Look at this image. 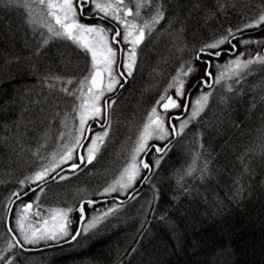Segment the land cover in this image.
Segmentation results:
<instances>
[{"label":"trees","instance_id":"obj_1","mask_svg":"<svg viewBox=\"0 0 264 264\" xmlns=\"http://www.w3.org/2000/svg\"><path fill=\"white\" fill-rule=\"evenodd\" d=\"M24 2L0 0V264H264V70L254 66L238 82H229V88L215 82L223 65L241 53V60L264 56V28H243L258 18L264 0H152L141 21L151 18L157 6L165 18L138 48L133 76L121 80L124 86L106 92L100 101L103 108V98L109 96L107 102L112 104L106 144L91 165L85 162L78 171L58 174L64 166L78 163L79 148L73 149L71 161L52 159L63 143L71 146L78 135L79 117L73 107L80 102L79 93L69 96L62 89L79 87L91 58L70 42L29 24L32 9ZM29 3L37 4L47 23L42 6L35 0ZM74 3L83 8L81 23L111 29L109 38L121 30L120 43L113 46L122 49V68L123 53L129 48L123 43L122 27L93 14L91 3ZM125 3L133 6L134 1ZM229 28L241 29L231 38L234 49L225 44L196 59L204 45L226 35ZM245 39L257 43H240ZM215 51L221 55H210ZM189 61L196 71L186 78L184 95L177 98L187 107L164 113L156 101L162 95L176 98L175 88L168 85L182 65L187 70ZM205 69L210 76L205 77ZM69 79L72 83H67ZM202 93H210L208 104L182 134L150 140L149 151L137 157V162L144 158L150 169L139 165L140 175L131 188L104 193L131 162L152 107L165 119L174 112L181 114L173 119L179 131ZM88 123L90 130L82 134L83 141L89 133L81 150L85 157L90 137L104 130L101 118ZM166 145V153L155 151ZM53 164L58 166L41 185L20 183ZM88 200L94 203L86 205L82 221L79 209ZM27 202L33 207L24 213ZM69 208L70 230L83 228L87 220L110 208L116 211L76 242L24 241L17 225L21 216L31 234L45 220L51 226L55 210Z\"/></svg>","mask_w":264,"mask_h":264},{"label":"snow or ice","instance_id":"obj_2","mask_svg":"<svg viewBox=\"0 0 264 264\" xmlns=\"http://www.w3.org/2000/svg\"><path fill=\"white\" fill-rule=\"evenodd\" d=\"M8 4H13L16 0H7ZM45 10L46 17L54 21L52 23H46L44 27L47 28L48 33L54 38L66 40L79 48L81 51L90 55L91 65L87 70L88 74L83 76L79 80V87L74 91H69L67 88L62 89L67 95L72 96L75 92L79 95L76 99L79 100V104L74 105L73 110L78 113L79 125L76 127L75 132L78 135L73 136L71 146L68 144L63 145V155L60 157L59 163H65L66 161L73 160V149L82 144V134L85 130H90L89 121L101 118L103 121L102 132L96 133L90 137L91 143L87 145V155H80V163H72L71 169L78 171L85 162L89 165L97 159L103 146L106 144L109 137V129L111 122L108 119V110L112 107L106 100L103 103V108L100 106V101L105 93L113 92L117 87H123L121 78L127 80L133 76V73L137 67V50L146 38V34H150L156 24H159L162 19L165 18V13L161 10L160 6H157L155 14L151 17L150 21H145L143 24H137L135 20L128 19L129 17H139L141 9L148 6L152 0H135V11L128 7L125 0H80V4L91 3L94 6V13H100L101 19H111L119 23L122 27L123 43L129 45L128 51L123 53L122 68L123 71L117 73L114 71L118 59V49L114 47V44L120 43L121 30L117 29L115 34L110 38L108 33L112 31L109 28H105L100 25H87L80 22L79 17L83 14V8H79L74 3V0H35ZM25 8H30L29 0L24 2ZM223 8V5L220 6ZM30 15V12H29ZM29 24L33 23L32 20L27 21ZM262 27L264 28V9L261 10L258 18H254L252 23L243 25L244 29ZM241 29L233 31L231 28L227 30V34L221 36L214 43L204 45L196 56L197 60L201 59V54L207 52L209 49H217L222 45L229 44L232 50L236 47L232 43V39L236 37ZM48 41L45 40L46 44ZM240 43L248 45L251 43H257V41L242 40ZM210 55L220 56V51L210 53ZM244 55L243 53L240 56ZM240 56L236 59L228 62L227 67L231 70L232 74L237 77V82L241 76L245 74V70H251L250 66L260 65L264 70V56L257 55L253 59L241 60ZM185 65L181 66V71L176 76L172 77V82L169 83L168 88H175V97L173 96H161L156 101V105L163 108L164 113H168L169 110L187 107L182 105L177 98L184 95L186 78L194 73L196 69L191 65V62H187V70L184 71ZM205 77L210 76L211 73L206 69ZM126 74V75H125ZM225 73H221L215 78L216 83H220ZM59 80L61 77H54ZM202 79H204L202 77ZM67 83H72L69 79ZM86 89V90H85ZM231 90V89H230ZM167 91V90H166ZM210 93H202L201 96L194 102L192 106L191 116L189 120H182L179 125V131L175 126H172L171 133L169 129L165 127V117L158 112L157 107L154 106L150 110L147 116V121L143 124L142 130L136 140L135 146L131 152V162L121 172L120 178L113 182V184L104 188V193H110L118 190H125L131 188L133 183L140 175V166L143 169H150V164L143 160L137 162V157L142 153H147L148 142L152 139L165 140L169 135H180L187 127L190 120L196 119L205 109L208 104ZM106 125V126H105ZM63 136V133H61ZM83 139H89L83 137ZM168 146L156 147L157 153H166ZM156 165L160 164V159L155 161ZM57 164H53L51 167L45 166L40 168L29 177H25V180L20 181L23 185L25 181L43 183L49 177V173L54 171ZM192 169H189L188 175H191ZM54 178V177H53ZM61 180L67 179L65 176H60ZM145 180L148 177H144ZM118 185V187H117ZM43 192V187L40 188ZM12 196L17 197L18 193L13 192ZM94 201L88 200L81 203L79 212L80 219L85 220L86 205L93 204ZM33 205L31 203L24 205L23 211L27 213ZM72 211L71 208L57 209L52 216L53 223L49 226L48 221H44V226L40 228L31 229V234L25 229L23 224L24 217L21 216L17 220V225L23 235V239L28 243H35L37 241H53L57 242L64 240L67 242H76L81 235L91 233L93 230H97L103 222L111 215L116 209L110 208L107 212L93 216L90 220L84 223L81 229L70 230L69 225L72 221L69 219L68 214ZM13 245L8 244V248Z\"/></svg>","mask_w":264,"mask_h":264},{"label":"rangeland","instance_id":"obj_3","mask_svg":"<svg viewBox=\"0 0 264 264\" xmlns=\"http://www.w3.org/2000/svg\"><path fill=\"white\" fill-rule=\"evenodd\" d=\"M134 1V3H133V6H130L128 3H127V6L128 7H130V8H132L133 9V11H135V0H133ZM16 2H19V0H16ZM102 2H103V0H102ZM34 5H36V6H30V9H32L31 11H32V13H31V20L33 21V24L36 26V27H39V28H44L46 31H47V28L46 27H44V25L46 24V22L40 17V15H39V13L37 12V4H34ZM146 8H147V6L146 7H144V8H142L141 9V14H142V11H146ZM141 14H140V16H141ZM155 14V12H153L152 14H151V17L153 16ZM140 16L139 17H136V16H132V17H129L128 19H130V20H135V22L137 23V24H143L145 21H150L151 20V18H149V19H145L144 21H141V19H140ZM45 20L46 21H48L47 23H51L52 22V24L54 25V21H52L50 18H45ZM48 32V31H47ZM234 59H236V58H234ZM233 59V60H234ZM227 64H228V62L227 63H225L223 66H226V67H224V68H222V70H223V73H225V75H224V77H223V79L220 81V82H222L221 84H223V85H225L226 87L227 86H229V82H231V83H235V82H237V77L236 76H234L233 74H232V72H231V70L227 67ZM254 66H258V64L257 65H254ZM254 66H250V68H251V70H245V74H248V73H251L252 71H253V69H254ZM242 77V76H241ZM240 77V78H241ZM239 78V79H240ZM230 87V86H229ZM229 87H227V88H229ZM201 95H199V97H200ZM198 97V98H199ZM190 116H191V114H190ZM189 116V117H190ZM189 117H188V119H189ZM166 127V126H165ZM64 144H67V143H63L62 144V149L61 150H58L57 152H56V154L54 155V156H52V159H55V160H57L58 162H59V160H60V157L63 155V151H64V149H63V145ZM69 145V144H68ZM130 161H131V157H130ZM137 161H138V158H137ZM118 186V185H117Z\"/></svg>","mask_w":264,"mask_h":264},{"label":"water","instance_id":"obj_4","mask_svg":"<svg viewBox=\"0 0 264 264\" xmlns=\"http://www.w3.org/2000/svg\"><path fill=\"white\" fill-rule=\"evenodd\" d=\"M118 56H119L118 66H120V64H121V50H119V52H118ZM159 108H160V110L163 111V108H162L161 106H159ZM100 127H102V126H100ZM88 135H89V133L86 132L85 137H88ZM86 141H87V139H84V140L82 141V144H81V145L79 146V148H78V163H77V164L80 163L79 156L81 155L82 147H83V145H84V143H85ZM150 148H151V147L148 148V151H149ZM141 160L144 161V158H142ZM144 162H145V161H144ZM64 171H73V170L71 169V165H66V166H64L61 170H59V172H57V174H58V173H61V172H64ZM57 174H55V175L52 176V177H55ZM39 185H41V183L38 184L37 186H39ZM37 186L32 187V188H31L30 190H28L26 193H24V194H22L21 196H19V198H22V197L26 196L29 192H31V191H32L34 188H36ZM27 204H29V203L27 202L26 205H27Z\"/></svg>","mask_w":264,"mask_h":264},{"label":"flooded vegetation","instance_id":"obj_5","mask_svg":"<svg viewBox=\"0 0 264 264\" xmlns=\"http://www.w3.org/2000/svg\"><path fill=\"white\" fill-rule=\"evenodd\" d=\"M118 47V51L121 49L120 47H119V45L117 46ZM118 58H119V56H118ZM118 61H119V59H117V64H116V66H115V69H116V71H117V73H119V72H121V71H123L122 70V68H121V64H120V66H118ZM121 80H123V78H121ZM108 101L109 100V96H105L104 98H103V101ZM173 110V109H172ZM170 111V110H169ZM177 111V110H176ZM180 116H181V114H175V112L173 113V114H168L167 116H166V119H165V125L171 130L172 129V126H174V124H173V119H177V118H180ZM91 125V124H90ZM89 125V126H90ZM150 146H148V148H149Z\"/></svg>","mask_w":264,"mask_h":264}]
</instances>
